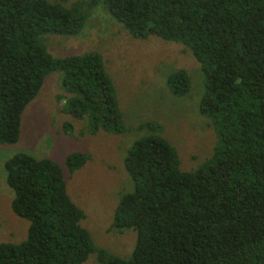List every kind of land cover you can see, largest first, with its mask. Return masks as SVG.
<instances>
[{"label":"trees","instance_id":"obj_1","mask_svg":"<svg viewBox=\"0 0 264 264\" xmlns=\"http://www.w3.org/2000/svg\"><path fill=\"white\" fill-rule=\"evenodd\" d=\"M99 4L133 37L156 34L192 50L203 73L198 110L216 135L212 154L182 170L158 121L137 125L146 134L124 157L134 188L120 196L107 228L135 230L127 258L81 225L85 213L54 160L13 154L3 163L11 208L29 227L26 241L0 243V264H81L91 253L101 264H264V0H0V144L18 139L25 107L55 70L62 112L94 132L126 130L101 55L55 57L42 37L78 34ZM167 85L187 94V72H172ZM62 127L71 133V122ZM87 158L69 154L67 169Z\"/></svg>","mask_w":264,"mask_h":264},{"label":"rangeland","instance_id":"obj_2","mask_svg":"<svg viewBox=\"0 0 264 264\" xmlns=\"http://www.w3.org/2000/svg\"><path fill=\"white\" fill-rule=\"evenodd\" d=\"M80 5L83 11L87 9L85 3L80 1ZM44 36H49L45 40L46 49L55 57L89 51L101 55L114 84L126 130L94 132L85 119L62 112L66 98L57 100V94L64 93L62 72L47 74L35 99L21 115L18 139L0 144V243L20 244L27 240L29 221L17 216L11 208L14 191L6 182L3 166L7 158L22 151L57 163L69 197L85 213L81 225L96 242L101 239L100 247L127 258L135 245V230L117 233L107 228L120 196L134 188L124 167V157L132 142L146 134V129L137 125L157 120L160 134L176 149L182 170L196 169L212 154L216 135L198 110L204 90L200 64L192 50L181 42L156 34L133 37L101 4L90 11L78 34ZM178 69L189 76V91L183 97L173 95L167 85L168 76ZM64 121L71 122V133L63 129ZM72 153H85L88 158L80 168L70 172L66 159ZM81 264L101 263L91 253Z\"/></svg>","mask_w":264,"mask_h":264},{"label":"clouds","instance_id":"obj_3","mask_svg":"<svg viewBox=\"0 0 264 264\" xmlns=\"http://www.w3.org/2000/svg\"><path fill=\"white\" fill-rule=\"evenodd\" d=\"M173 94V93H172ZM174 95V94H173ZM185 95H187V94H185ZM185 95H183V96H185ZM176 96V95H175ZM183 96H177V97H183ZM201 98V97H200ZM62 102V101H61ZM204 119V118H203ZM118 203V202H117ZM117 205V204H116ZM116 208V207H115Z\"/></svg>","mask_w":264,"mask_h":264}]
</instances>
